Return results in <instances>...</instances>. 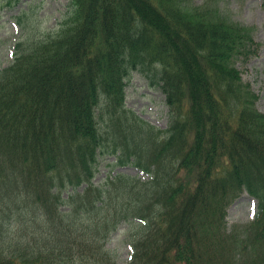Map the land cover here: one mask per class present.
Returning a JSON list of instances; mask_svg holds the SVG:
<instances>
[{
    "label": "trees",
    "instance_id": "1",
    "mask_svg": "<svg viewBox=\"0 0 264 264\" xmlns=\"http://www.w3.org/2000/svg\"><path fill=\"white\" fill-rule=\"evenodd\" d=\"M253 28L211 1L69 0L16 40L0 68V264H115L103 248L122 222L128 264H264V112L236 65L259 51ZM135 70L164 94L166 128L126 107ZM106 154L147 179L94 183ZM243 191L256 213L228 229Z\"/></svg>",
    "mask_w": 264,
    "mask_h": 264
},
{
    "label": "rangeland",
    "instance_id": "2",
    "mask_svg": "<svg viewBox=\"0 0 264 264\" xmlns=\"http://www.w3.org/2000/svg\"><path fill=\"white\" fill-rule=\"evenodd\" d=\"M69 0H20L8 6L0 0V68L6 66L13 52L16 40L55 28L68 10ZM215 2L221 13L227 14L232 20L247 26H253V36L260 48L256 56L248 61H237L241 77L250 84L257 94L256 107L264 112V9L261 0H192L193 4ZM126 107L149 124L164 129L168 122V107L164 95L157 85L149 83V77L140 71H133L125 87ZM115 155L99 156L93 181L98 184L116 173H124L140 180L146 179V174L132 164L114 165ZM82 189V187H79ZM72 190V189H70ZM66 197V192L63 193ZM257 206V200L244 191L226 208L225 220L228 229L241 228L252 218ZM62 211L67 207H62ZM85 219H83L84 221ZM127 223L122 222L117 229L106 236L104 250L115 264H126L131 253L130 237ZM257 250L252 246L249 253L254 255Z\"/></svg>",
    "mask_w": 264,
    "mask_h": 264
}]
</instances>
